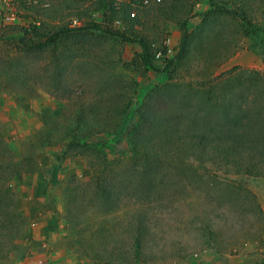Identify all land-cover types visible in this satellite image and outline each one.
<instances>
[{"label": "rangeland", "instance_id": "374dc122", "mask_svg": "<svg viewBox=\"0 0 264 264\" xmlns=\"http://www.w3.org/2000/svg\"><path fill=\"white\" fill-rule=\"evenodd\" d=\"M210 1L161 3L170 5L181 17L195 7L189 29L198 47L193 58L177 64L173 73L181 84L191 83L204 93L196 100H186L184 106L180 97L157 104L169 115L179 112L195 118L203 126L206 140L229 142L237 150L236 156L231 157L230 165L219 160L206 163L202 169L195 166L189 178L175 177L164 188L167 195L163 198L169 206L153 217L151 237L156 259L150 264H264V0L250 1L253 12L247 17L248 23L222 11L209 15ZM22 3L54 7L58 17H44L43 21L64 26L72 25L75 12L91 8L93 0H6L0 7V135L8 141L25 140L38 125L35 114L48 107L56 114L61 111L62 118H70L81 108L82 118L121 117L132 79L120 70L137 64L140 46L91 31L72 38L68 48L62 46L56 52H26L17 42L1 38L5 32L13 34L14 26L23 27L31 21L25 17ZM8 7L15 13V23L5 22ZM136 7L141 22L138 31L147 36L154 28L160 43L168 48V56L175 58L181 40L179 28L165 20L152 23L151 8L137 2ZM93 10L84 15L86 20L110 29V19L104 16L106 9ZM127 27L126 22L115 20L112 31L122 33ZM35 42L40 45L45 40ZM218 45L217 55L206 62L204 50L214 51ZM168 77L167 73H150L139 79L138 95L124 117L121 132L114 137L99 135L87 144L99 146L112 160L131 158L127 137L138 118V103L151 87L169 82ZM8 81L22 85L23 91L10 92ZM28 88L43 96V107L39 100L29 98ZM200 98L207 100V108L198 107ZM66 154L62 147H47L37 156L40 171L36 176L16 183L22 190L19 207L30 217V237L7 257H0V264H91L69 247L66 198L62 194L65 184L88 181L91 172L86 158L77 151ZM236 163L254 173L237 172ZM92 198L88 195L87 201L92 202ZM87 213L94 217L103 212L93 205ZM125 213V208L113 211L108 220L122 229Z\"/></svg>", "mask_w": 264, "mask_h": 264}, {"label": "trees", "instance_id": "16d2710c", "mask_svg": "<svg viewBox=\"0 0 264 264\" xmlns=\"http://www.w3.org/2000/svg\"><path fill=\"white\" fill-rule=\"evenodd\" d=\"M250 1L211 0L208 14L222 11L234 14L243 23H248L247 17L253 12ZM157 5L159 6L148 7L153 12L150 18L152 23L164 20L171 22L181 33L175 58L168 56V48L160 43V36L155 30L153 32L154 28L147 36L143 31H138L141 22L134 0H93V4L89 6L91 8L75 12L71 21L77 19L79 25L74 27L71 24L54 26L43 21L44 17H58L59 11L53 10L54 7L26 6L22 3L25 17L31 18V21L23 27L14 26L13 34L5 32L1 35L5 41L17 42L18 46L29 53L43 49L56 52L62 46L68 48L72 38L91 31L101 32L123 44L136 43L141 48L137 64L122 66L120 70L132 79L128 102L121 108V117L82 118L80 114L84 109L81 108L75 115L71 114L70 118H62L60 110V114H56L48 107L35 114L38 125L25 140L8 141L0 135L1 258L17 250L30 237V217L19 207L22 190L16 183L36 176L40 171L37 156L47 147H62L64 155L77 151L87 160L91 172L89 180L65 184L62 194L66 198L63 199L66 202L65 221L70 232L69 247L76 249L91 264H150L155 261L156 249L153 247L151 228L155 214L169 206L163 198L167 195L164 188L172 184L175 177L189 178L195 166L202 169L206 163H217L219 160L228 165L233 164L231 157L236 156L234 153L237 150L229 142L206 140L204 128L195 118H188L179 112L177 116L169 115L166 109H161L157 104L162 100L180 97L183 99L180 104L184 106L186 100H196L204 93L202 88L197 89L191 83L181 84L183 82L178 81L173 73L177 70V64L182 65L193 58V51L198 47V44L193 43L194 32L189 29L194 5L184 12V17L176 14L170 5ZM90 9H106L104 16L110 19V26H107L110 29L86 20L84 15L89 14ZM132 12L137 13L136 18L131 17ZM115 20L126 22L128 27L122 33L115 34L112 31ZM262 32L264 35V30ZM19 34L22 36L16 38L15 35ZM42 40L45 42L40 45L35 42ZM215 48L214 51L209 48L204 50L206 62L212 60L213 55H217L219 45ZM159 53L161 57L158 59ZM112 59L113 55L111 59L108 57V60ZM150 73H167L169 82L154 85L143 93L138 103V118L127 137L131 158L112 160L99 146L88 145V140L99 135L114 137L121 132L126 120L124 117L138 95V80ZM8 82L10 83L6 85L10 92L18 94L23 91L22 85ZM177 88H183L182 92ZM26 91H30L29 98L39 100L43 107L46 101L42 95L36 94V90L31 88ZM186 106L188 108L190 104L186 103ZM199 106L207 108V100L201 99ZM234 167L239 173H254L246 165L236 163ZM88 195L93 196L92 202L87 201ZM93 205L103 213L94 217L87 216V211ZM121 208L128 212L124 214L122 229L108 220L113 211Z\"/></svg>", "mask_w": 264, "mask_h": 264}, {"label": "built area", "instance_id": "2783aa9c", "mask_svg": "<svg viewBox=\"0 0 264 264\" xmlns=\"http://www.w3.org/2000/svg\"><path fill=\"white\" fill-rule=\"evenodd\" d=\"M135 2H137L138 4L142 5L143 7H150L152 6L154 3L155 4H161L163 2V0H134ZM6 0H0V7H2L4 4H5ZM5 22H8V23H15L16 21V17H15V13L13 11V9L11 7H8L6 10H5ZM1 10H0V15H1ZM131 17L132 18H136L137 17V13L136 12H132L131 13ZM72 25L74 26H78L79 23H78V20L75 19L72 21ZM161 57V54L159 53L157 55V58L159 59Z\"/></svg>", "mask_w": 264, "mask_h": 264}]
</instances>
